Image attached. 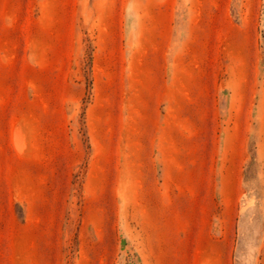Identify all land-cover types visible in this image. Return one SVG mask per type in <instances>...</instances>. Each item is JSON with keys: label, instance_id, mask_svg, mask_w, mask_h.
Listing matches in <instances>:
<instances>
[{"label": "rangeland", "instance_id": "obj_1", "mask_svg": "<svg viewBox=\"0 0 264 264\" xmlns=\"http://www.w3.org/2000/svg\"><path fill=\"white\" fill-rule=\"evenodd\" d=\"M0 264H264V0H0Z\"/></svg>", "mask_w": 264, "mask_h": 264}, {"label": "bare ground", "instance_id": "obj_2", "mask_svg": "<svg viewBox=\"0 0 264 264\" xmlns=\"http://www.w3.org/2000/svg\"><path fill=\"white\" fill-rule=\"evenodd\" d=\"M25 138V137H24ZM20 144V143H19ZM25 144V143H24ZM17 147V146H16Z\"/></svg>", "mask_w": 264, "mask_h": 264}]
</instances>
